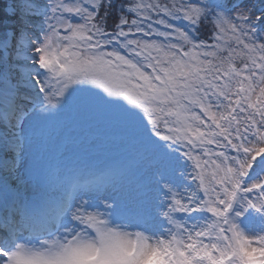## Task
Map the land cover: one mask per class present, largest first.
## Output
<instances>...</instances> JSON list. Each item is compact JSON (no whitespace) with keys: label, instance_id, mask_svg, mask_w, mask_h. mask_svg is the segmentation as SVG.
<instances>
[{"label":"snow or ice","instance_id":"6c2138e0","mask_svg":"<svg viewBox=\"0 0 264 264\" xmlns=\"http://www.w3.org/2000/svg\"><path fill=\"white\" fill-rule=\"evenodd\" d=\"M0 264H264V0H0Z\"/></svg>","mask_w":264,"mask_h":264},{"label":"rangeland","instance_id":"374dc122","mask_svg":"<svg viewBox=\"0 0 264 264\" xmlns=\"http://www.w3.org/2000/svg\"><path fill=\"white\" fill-rule=\"evenodd\" d=\"M111 126L104 120H100L97 122L90 130H85L82 132L80 129H75L76 134L81 136H87V142L93 144H107V142L120 133L121 131H117L118 128ZM121 130V129H120ZM99 131V134L97 133ZM117 131V133H115ZM258 221L255 219H247L242 223V227L249 231L257 230Z\"/></svg>","mask_w":264,"mask_h":264},{"label":"trees","instance_id":"16d2710c","mask_svg":"<svg viewBox=\"0 0 264 264\" xmlns=\"http://www.w3.org/2000/svg\"><path fill=\"white\" fill-rule=\"evenodd\" d=\"M110 23H111V21H110ZM111 129H113V127ZM117 131H123V130L117 129ZM127 131H128V134L131 135V130L128 129Z\"/></svg>","mask_w":264,"mask_h":264}]
</instances>
